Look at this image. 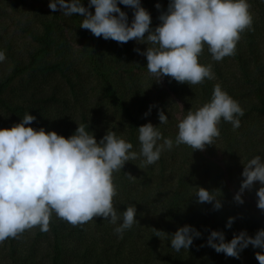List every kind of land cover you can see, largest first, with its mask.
Wrapping results in <instances>:
<instances>
[{"label":"trees","instance_id":"obj_1","mask_svg":"<svg viewBox=\"0 0 264 264\" xmlns=\"http://www.w3.org/2000/svg\"><path fill=\"white\" fill-rule=\"evenodd\" d=\"M3 2L14 12L29 9L31 16L24 26L34 46L24 55H10L13 63L11 76L0 69V110L14 116L16 124L28 113L36 117L29 126L36 130L43 127L46 132L55 131L65 138L74 134L79 124H84L88 125L86 130L95 136L97 142L107 131L115 132L117 137L130 142L133 145L131 151L137 153L140 151L137 128L141 125L151 122L159 127L163 137L170 138L168 130L176 116L167 111L164 97L153 96L138 83L133 70H144L137 65V59L133 62L131 58L130 68L123 72L128 73L126 77L121 76L120 79L118 76L114 82L108 77H99L96 104L84 105L80 118L71 116L69 113L75 104L69 95L74 93L75 84L68 75L69 72L77 71L71 53V37L73 31L86 33V29L79 27L82 15L65 16L60 10L53 12L42 4L24 3L26 6L20 10L21 5L17 0ZM82 3L85 7L89 6L88 0H82ZM157 3L161 5L160 9L155 7ZM168 4L169 0H141V6L151 16L150 28L154 29L161 23L158 17L167 10ZM118 6L131 22L133 9L122 4ZM84 37L92 38L91 32ZM249 38L246 32L240 33L235 52L231 55L240 63L237 70L249 85V90L242 94V100L238 103L244 112L239 119L246 120L254 115L264 118L261 80L253 81L252 77L253 70H260L264 54H256ZM99 45L102 44H98V48ZM112 64L115 66L118 63L113 61ZM31 73H37L40 77H59L64 82H54L55 86L54 83L50 86L31 85V81L24 80ZM162 79L171 95L180 101H184L186 95L191 93L202 96L207 103L215 87L211 79L196 85L180 83L168 76ZM63 86H67L68 92L64 91ZM248 95H252V98L247 99ZM150 105L154 106L146 116ZM158 110H163L168 116L167 124L159 125ZM219 123L224 124L225 121L221 119ZM231 139L226 138L228 148ZM205 151H193L187 145L180 149L174 144L171 150L162 152L160 159L152 165L145 166L143 158L138 156L113 173L116 188L112 201L114 209L118 214L127 206L135 205L137 209L138 222L126 230L122 238L114 233L116 225L102 217H94L89 222L73 226L53 212L49 230L39 233L45 240L44 246L36 243L18 248L22 255L26 254L23 261L25 264H235L238 258L217 253L206 245L210 231L223 232L227 242L240 232L237 230L238 225L249 236H255L252 231L261 229L260 224L251 216V211H244L235 205L221 168L210 161ZM211 186L214 187L213 191H209L222 205L218 210L213 207L215 201L197 203L193 196L197 187L208 190ZM229 217L234 218L230 228L226 227ZM185 224L195 227L202 235L194 239L188 250L177 252L171 248L170 236ZM156 230L161 232L157 233ZM25 234L26 230L19 235ZM16 239L11 238L13 254L18 253L17 247L13 246Z\"/></svg>","mask_w":264,"mask_h":264},{"label":"clouds","instance_id":"obj_2","mask_svg":"<svg viewBox=\"0 0 264 264\" xmlns=\"http://www.w3.org/2000/svg\"><path fill=\"white\" fill-rule=\"evenodd\" d=\"M120 4L133 9L131 23ZM88 5L94 6V13L82 0H49L48 7L53 12L59 9L65 16L81 14L79 27L96 37L121 44L135 40L152 45L143 52L134 49L146 57L148 72L156 80L168 76L189 85L214 78L211 65L198 62L205 46L212 59L220 61L234 54L240 33L252 27L247 0H169L167 10L158 17L161 23L154 29L150 28L151 16L141 6V0H88ZM155 7L160 9L161 5L157 3ZM5 59V52L0 50V63ZM153 106H149L146 116ZM243 115L238 102L216 85L209 102L179 120L174 140L163 137L159 127L151 122L139 126L137 153L131 151L130 142L115 132L107 131L97 142L84 124H79L68 138L55 131L46 132L43 127L36 130L29 126L36 117L26 113L20 123L0 128V243L36 226L47 232L53 212L73 226L102 217L116 225L114 233L122 238L138 222L137 209L135 205L127 206L120 214L114 209L113 173L138 156L145 166L152 165L174 144L190 146L193 151L204 150L219 136L217 124L221 119L235 129ZM158 120L159 125L168 123L163 110H158ZM243 166V179L233 199L243 204L245 190H251L258 182L256 206L264 210V159L256 155ZM193 196L197 203L215 201L216 210L222 206L214 193L203 187H197ZM233 220L229 217L226 227L230 228ZM201 235L195 227L185 224L170 236L171 248L177 252L188 250ZM206 245L233 258H239L251 245L261 249L255 258L264 264V228L255 236L241 231L227 242L223 232L212 230Z\"/></svg>","mask_w":264,"mask_h":264},{"label":"rangeland","instance_id":"obj_3","mask_svg":"<svg viewBox=\"0 0 264 264\" xmlns=\"http://www.w3.org/2000/svg\"><path fill=\"white\" fill-rule=\"evenodd\" d=\"M17 1L21 5L19 7L20 10H23L24 6H26L25 4H42L49 8V0ZM247 2L249 4V13L252 17V27L250 30L245 29L242 33L246 32L250 35L249 41L253 46V50L256 54L262 56L264 54V0H247ZM88 8L90 12L94 13V6H88ZM29 12V9L23 10V12L20 11V13L14 12L6 6L3 0H0V50L4 51L6 55V59L0 63V69L8 76L12 75L13 68L10 55H24L28 49L34 46L24 26V23L31 19ZM88 33L89 30L86 33L84 31L81 33L77 31L72 32L71 53L76 63L74 69L77 71L69 72L68 75L71 82L75 84L74 93L69 95L73 98L72 103L75 104V108L69 114L80 118L84 105L96 104L95 98L99 94L98 78L108 77L110 81L114 82L118 79V76L120 79L121 76L126 77L125 75L128 73L123 74V72L125 69L130 68L132 64L131 58L133 62L137 59V65L144 70L142 72L133 70L134 74L137 75L138 83L144 86V90H147L153 96L164 97L167 111L176 116L174 124L168 130L170 138L174 140L178 131L177 124L179 120L183 119L188 111L194 112L205 104L202 96H194L190 93L186 95L187 97H185L184 101H180L176 96L171 95L166 82L162 78L156 80V77L148 72L146 57L134 51L137 48L140 49V52L145 51L148 47L147 44L137 43L135 40L121 44L111 39L105 40L102 37H96L92 33V38L87 39L84 35H88ZM98 44L102 45H99L98 48ZM113 61H116L118 64L114 66L112 64ZM198 62L202 65H211V71L214 74V78L211 79L213 85H219L236 102L239 103L242 100V94L249 90V85L245 82L246 79L244 80L242 74L237 70L240 63L233 57L226 56L220 61H214L207 50V46H205L198 58ZM218 71L220 72L217 73ZM252 77L253 81L261 80L259 84L261 88L263 87L261 94L264 96V58L261 61L260 70H253ZM24 80L31 81V85L48 84L47 86H50L54 82H58L56 84L64 82L59 77H40L37 73L28 74ZM53 85L55 86V83ZM63 87L64 91L68 92L67 86ZM251 98L252 95L247 97V99ZM15 124L16 119L14 116L0 110V128H11ZM217 128L220 133L219 136L213 139V144L206 145L204 149L206 150L205 153H208L210 156V161L221 168L226 185L234 196L239 190L243 179L241 175L244 167L243 163H247L249 159L256 155H260L264 159V118L254 115L247 120L240 119V126L238 128L234 129L230 122H225L224 124L218 123ZM226 138H232L229 148L227 147ZM182 146L184 144L175 145V147H180V149ZM259 187V183L256 182L251 190H245L243 193L244 203L238 204L235 202V205L243 208L244 211H251V216L256 218L260 224V228H264V210H260L256 206L257 197L255 193ZM213 188L211 186L208 190L213 191ZM237 230L240 232L246 231L242 227L240 228L239 225ZM252 232L256 234L257 231ZM39 233L40 228L33 227L27 229L24 236H17L13 245L18 250V253L15 254L12 253L11 238L0 243V264H25L23 258L26 254L22 255L19 249L25 244L32 246L36 243L43 247L45 240L39 236ZM260 251L261 249L253 248L249 245L240 253L239 261L235 264H259L255 258V253ZM212 257L214 258L213 255Z\"/></svg>","mask_w":264,"mask_h":264}]
</instances>
